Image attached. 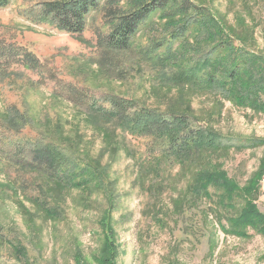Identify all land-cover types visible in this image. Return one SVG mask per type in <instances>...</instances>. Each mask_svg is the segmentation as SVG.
<instances>
[{
    "label": "rangeland",
    "instance_id": "1",
    "mask_svg": "<svg viewBox=\"0 0 264 264\" xmlns=\"http://www.w3.org/2000/svg\"><path fill=\"white\" fill-rule=\"evenodd\" d=\"M53 1L61 0H10L0 8V46L27 50L43 65L24 69L10 55L0 64V264H264V234L239 219L250 196L264 216V112L161 84L162 68L143 53L166 34L158 14L139 29L134 49L108 54L98 43L112 29L108 0L88 17L87 44L33 21L30 10ZM193 1L219 14L237 47L264 56V0ZM109 96L161 112L187 110L205 123L195 127L205 125L228 147L177 161L161 158L154 137L118 131L111 141L81 104L108 108ZM14 108L37 124L6 129ZM49 132L68 156L101 167L110 190L51 187L48 163L33 153ZM220 170L240 192L258 178L257 187L227 200L210 186L193 199L190 186L201 171Z\"/></svg>",
    "mask_w": 264,
    "mask_h": 264
},
{
    "label": "trees",
    "instance_id": "2",
    "mask_svg": "<svg viewBox=\"0 0 264 264\" xmlns=\"http://www.w3.org/2000/svg\"><path fill=\"white\" fill-rule=\"evenodd\" d=\"M103 0H61L46 2L39 10H30L33 21L49 24L82 44H87L83 34L88 17L99 10ZM128 1L127 10L120 5ZM10 5V0H0V8ZM110 9L106 16L112 29L98 43L108 54L128 52L135 47V37L139 29L158 14L161 31L165 34L155 42L156 47L145 50L148 63L162 68L158 73L159 82L165 86L187 90L200 94L211 93L230 100L240 108H250L264 112V56L237 47L232 39L235 32L221 20L216 11L199 5L193 0H108ZM236 38V37H235ZM174 44L177 47L174 48ZM245 45L243 40L240 43ZM165 47L160 53L157 50ZM0 64L2 56L20 58L24 69L38 71L43 65L27 50L14 46H0ZM20 54V56H19ZM42 65V66H41ZM28 66V67H26ZM87 99V98H86ZM108 108L93 100L91 106L85 101L81 104L86 112V119L95 124L111 141L116 139L118 131L123 134L154 137L160 147L161 158L195 160L207 153H216L227 149L222 136L211 131L205 124L186 111L171 110L161 112L135 100H121L109 96ZM5 128L20 132L25 126L37 124L33 116L19 109L6 112ZM62 124V123H57ZM52 134L43 135L44 142L35 144L33 153L40 162L47 164V179L56 189H78L88 191L97 189L110 190L106 172L92 161H87L80 154L68 156L59 144L52 141ZM47 142H46V141ZM261 142L253 143V146ZM190 186L194 198L205 196L210 186L220 191L222 199L232 200L235 194H252L257 187L254 179L243 190L231 182L224 171H201ZM250 185V186H249ZM256 191V189H255ZM208 197V195H206ZM240 216L247 227H253L264 234V216L257 212L251 196Z\"/></svg>",
    "mask_w": 264,
    "mask_h": 264
},
{
    "label": "built area",
    "instance_id": "3",
    "mask_svg": "<svg viewBox=\"0 0 264 264\" xmlns=\"http://www.w3.org/2000/svg\"><path fill=\"white\" fill-rule=\"evenodd\" d=\"M264 182V181H263Z\"/></svg>",
    "mask_w": 264,
    "mask_h": 264
}]
</instances>
